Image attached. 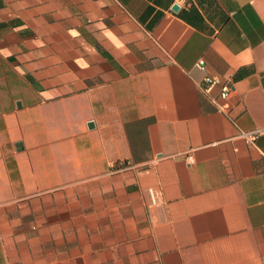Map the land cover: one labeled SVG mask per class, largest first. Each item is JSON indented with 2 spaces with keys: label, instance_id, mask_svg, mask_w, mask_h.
<instances>
[{
  "label": "crops",
  "instance_id": "1",
  "mask_svg": "<svg viewBox=\"0 0 264 264\" xmlns=\"http://www.w3.org/2000/svg\"><path fill=\"white\" fill-rule=\"evenodd\" d=\"M0 264H264V0H0Z\"/></svg>",
  "mask_w": 264,
  "mask_h": 264
},
{
  "label": "built area",
  "instance_id": "2",
  "mask_svg": "<svg viewBox=\"0 0 264 264\" xmlns=\"http://www.w3.org/2000/svg\"><path fill=\"white\" fill-rule=\"evenodd\" d=\"M197 67L204 69V60H199L196 63ZM215 86H217V80L211 76L210 74H206L203 77V82L201 84V88L205 92H210ZM231 86L228 83H223L220 85V96L222 98H227L230 92ZM261 133L260 130H253L249 132H242V136L246 138L248 141L254 140L259 134ZM187 159H191V156L188 155ZM119 168H116L118 170Z\"/></svg>",
  "mask_w": 264,
  "mask_h": 264
},
{
  "label": "water",
  "instance_id": "3",
  "mask_svg": "<svg viewBox=\"0 0 264 264\" xmlns=\"http://www.w3.org/2000/svg\"><path fill=\"white\" fill-rule=\"evenodd\" d=\"M178 8V6L175 4L174 6H173V10H176Z\"/></svg>",
  "mask_w": 264,
  "mask_h": 264
}]
</instances>
